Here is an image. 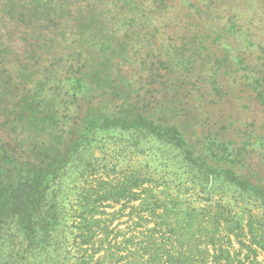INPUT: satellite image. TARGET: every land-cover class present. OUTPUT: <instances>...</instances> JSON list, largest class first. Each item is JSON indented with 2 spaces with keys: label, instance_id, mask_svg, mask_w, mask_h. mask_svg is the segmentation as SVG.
Returning a JSON list of instances; mask_svg holds the SVG:
<instances>
[{
  "label": "trees",
  "instance_id": "trees-1",
  "mask_svg": "<svg viewBox=\"0 0 264 264\" xmlns=\"http://www.w3.org/2000/svg\"><path fill=\"white\" fill-rule=\"evenodd\" d=\"M148 1L0 0V264H170L166 248L184 228L213 224L212 212L201 219L189 213V205L178 198L181 188L178 195L148 199L154 226H142L137 235L134 230L122 241L97 239L100 232L87 226L86 209L70 224L73 215L63 196L58 199L63 178L70 170H98L91 146L100 130L146 131L178 147L199 171L194 178L207 191L201 199L210 200L205 206L210 211L216 204L214 180L264 200V132L254 128L264 125V119L248 121L238 115L250 104L243 101L244 92L264 113V54L245 56L238 63L228 62V46L221 48L227 57L222 61L204 54L203 63L214 61L204 75L211 108L214 104L218 110L213 112L232 131L226 126L222 133L191 141L182 120H172L177 115L174 107L180 108L175 104L182 87L178 76L195 53L177 52L178 66L169 53L159 60L162 67L147 66L155 50L162 53L138 28L150 19ZM183 2L192 10L188 15L194 20L199 15L208 24L202 28L199 22V36H189V43H199L200 50L207 42L213 46L228 41L234 29L230 20L223 22L218 9L225 3L231 12L235 0H220V5L212 1L214 7H206L204 0ZM12 27L20 35H5L3 30ZM137 59L140 67L134 69ZM124 66L130 73L123 72ZM232 66L239 75L230 84L225 77ZM140 70L150 88L159 81L164 100L155 103L141 96L143 87L136 89L135 78ZM10 133L13 148L4 138ZM16 148L23 149L20 155ZM258 149L262 153L254 160L251 153Z\"/></svg>",
  "mask_w": 264,
  "mask_h": 264
},
{
  "label": "rangeland",
  "instance_id": "rangeland-1",
  "mask_svg": "<svg viewBox=\"0 0 264 264\" xmlns=\"http://www.w3.org/2000/svg\"><path fill=\"white\" fill-rule=\"evenodd\" d=\"M183 1L165 0L153 3V0H149L147 4L152 10L149 14L150 19L147 23H141L138 28L162 48V53L154 51L159 58L152 56L148 67L153 64L155 68L162 67L159 60H165L166 53L173 56L175 59L173 63L177 66L179 65L177 52L185 56L195 53L192 62L178 76L180 79L178 83L182 87L175 98L177 99L175 104L180 108L176 109L174 105L170 107H174L173 110L177 113L172 123L182 120V127L188 137L196 142L200 136H215L219 132L222 133L226 126L229 127L228 131H232L231 126L223 122L220 114L215 115L213 111L218 109L214 104L211 108L212 96L206 94L209 88L204 82V75L214 61L212 59L208 65L207 62L203 63L204 54L211 53L212 57L215 56L222 61L225 54L221 48L228 46L231 50L228 62L234 59V63L248 55L251 58L263 55L264 51L257 53L253 51L255 47L264 48V1L235 0L237 6L230 7L231 12L225 9L226 5L223 3L218 9V15L225 17L223 22L230 20L229 25L234 30L233 33L227 34L228 41L222 39L221 45L215 43L211 46L207 42L205 47H208V51L205 47L199 50V43H189V36L195 34L199 36V22L202 21L199 15H196L195 20L192 18L193 15H188L187 12L192 10H188L187 3ZM212 1L216 0H204V5L207 7L210 4L214 7L216 3ZM217 1L220 5V0ZM207 26V23H202L201 27ZM14 31L15 27L3 30L5 35L7 33L10 36L20 35ZM197 40L199 41V38ZM16 42L13 39V44ZM140 63V59H137L134 69L140 67ZM126 71H129V68L124 66L125 74ZM159 74L162 76L164 71ZM237 75L239 74L235 72V66H232L225 79L233 84ZM135 78L138 80L136 89L143 87L142 97L146 96L155 103L157 100H164L162 98L164 89L159 81L150 88L146 85V74L141 70ZM249 94L248 92L242 94L245 97L243 100L245 104H250H247L248 109L245 113L239 109L238 115L248 118V121L254 117L264 119V113ZM165 98L169 100L170 96ZM235 110L237 108L234 112ZM254 128L256 133L264 132L262 124H257ZM95 137L96 140L91 147L94 156L98 157V170L92 171L91 167H85L86 170L82 173L81 169L75 172L70 170L63 178V190L58 199L62 201L63 196L70 214L73 215L70 224L72 219L86 209L90 214L87 226L97 233L100 232L97 239L110 241L117 237V241H122L124 237L132 235L134 230L137 235L142 226L145 229L154 226L153 222H149L152 216L149 212L151 209L148 208V199L151 202L152 196L155 195H161V199L167 195L175 196L178 195L177 190L181 188L178 198L189 205V213L201 219L212 212L214 221L211 226L204 224L184 228L181 237L166 248L165 259L170 261V264H264L263 199L240 191L222 179L214 180L216 204L210 211L205 208L210 200L204 203L201 199V195L208 196L207 191L204 192L199 180L194 178V174L199 171L188 164L182 151L175 145L165 143L146 131L100 130ZM4 138L11 142V148L16 147L11 141L13 140L11 133L4 134ZM21 141L22 136L18 143ZM24 147L23 144V149ZM21 149L16 148L18 155L23 150ZM261 153L262 151L258 149L251 154L254 160H257ZM24 155L27 154L24 152ZM86 161L88 160H84L83 164L86 165ZM145 209L147 210L144 211Z\"/></svg>",
  "mask_w": 264,
  "mask_h": 264
}]
</instances>
